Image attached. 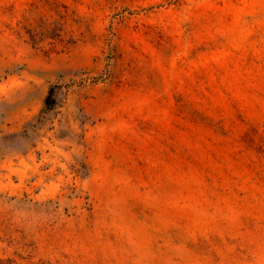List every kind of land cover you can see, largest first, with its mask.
<instances>
[{
    "label": "rangeland",
    "instance_id": "374dc122",
    "mask_svg": "<svg viewBox=\"0 0 264 264\" xmlns=\"http://www.w3.org/2000/svg\"><path fill=\"white\" fill-rule=\"evenodd\" d=\"M0 264H264V0H0Z\"/></svg>",
    "mask_w": 264,
    "mask_h": 264
}]
</instances>
